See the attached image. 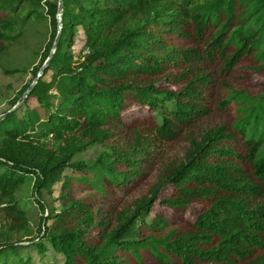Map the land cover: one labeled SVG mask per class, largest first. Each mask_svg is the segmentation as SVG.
I'll return each mask as SVG.
<instances>
[{"label":"trees","instance_id":"16d2710c","mask_svg":"<svg viewBox=\"0 0 264 264\" xmlns=\"http://www.w3.org/2000/svg\"><path fill=\"white\" fill-rule=\"evenodd\" d=\"M63 1L14 110L59 0H0V71L33 77L0 120V264H264V0Z\"/></svg>","mask_w":264,"mask_h":264},{"label":"rangeland","instance_id":"374dc122","mask_svg":"<svg viewBox=\"0 0 264 264\" xmlns=\"http://www.w3.org/2000/svg\"><path fill=\"white\" fill-rule=\"evenodd\" d=\"M31 44L34 49L39 51L41 54L43 53V50L45 49V45L47 44L50 35H49V29L43 28L38 33L32 35ZM85 35L82 29H79L77 32L75 39H74V47L72 49L73 55L76 56V59L79 58V55L81 54V51L84 48L85 45ZM21 60L25 62V65L29 64L32 59L30 56V53H22L21 52ZM39 61H37L38 63ZM32 75L29 73H21L16 76L7 77L0 71V116L5 114L7 111H9L12 106L13 102L19 97L22 89L26 86H28L31 83ZM50 75L46 76V79H49ZM224 100V95L221 93V91H218L216 94V104H219ZM13 109H17L15 106ZM228 121V117L224 112L216 111L212 116L211 119L208 120L207 124H221ZM203 126H200L198 129H196L195 133L200 132L203 130ZM187 148L186 141H180L176 143H168L160 150V155L164 156L165 161L167 163L173 162L175 160H180L184 152ZM103 151V148L96 147L94 150L88 151L86 154L82 155V159L84 160H94L99 155L100 152ZM68 175H72V172L68 170L66 172ZM69 187H66L65 185H62L61 183L56 184L52 191L50 193L44 194V200L48 204L49 213L53 216L57 215L60 212L61 204L59 202L60 196L63 195L66 196L69 193ZM29 200V202H32L31 197H27L26 200ZM30 216L32 217V226L35 230H37V226L39 224V219L41 216L40 211L32 204ZM151 217L148 219L149 222L151 221ZM51 223L48 224L50 226ZM11 225V220L6 218L4 214L0 211V236L5 235L7 231L9 230ZM36 257V255H35ZM39 264V263H37Z\"/></svg>","mask_w":264,"mask_h":264},{"label":"water","instance_id":"95a60500","mask_svg":"<svg viewBox=\"0 0 264 264\" xmlns=\"http://www.w3.org/2000/svg\"><path fill=\"white\" fill-rule=\"evenodd\" d=\"M63 9H64V1L63 0H59V9H58V28H59V34L56 40V43L53 47V50L50 54V57L48 59V61L46 62V64L44 65V67L40 70V72L38 73L37 78L33 81V83L31 84L30 88L27 90V92L24 94V96L22 97V99L19 101V103L17 104V108L20 107L21 105H23L28 97V95L33 91L34 87L37 85L38 81L44 76L46 70L48 69V66L50 64V61L53 57V54L55 53V51L57 50V45L59 43V39L61 36V32H62V28H63ZM16 110V109H14ZM5 116L0 117V120L3 119Z\"/></svg>","mask_w":264,"mask_h":264}]
</instances>
